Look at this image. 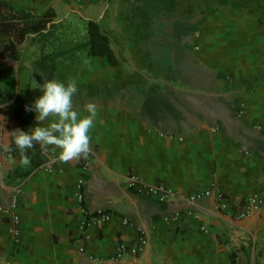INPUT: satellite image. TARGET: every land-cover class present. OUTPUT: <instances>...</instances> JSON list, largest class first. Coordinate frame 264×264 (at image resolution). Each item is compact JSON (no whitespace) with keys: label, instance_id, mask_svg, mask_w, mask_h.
Listing matches in <instances>:
<instances>
[{"label":"crops","instance_id":"obj_1","mask_svg":"<svg viewBox=\"0 0 264 264\" xmlns=\"http://www.w3.org/2000/svg\"><path fill=\"white\" fill-rule=\"evenodd\" d=\"M0 1L34 15L53 10L58 20H95L120 61L113 67L104 58H83L57 67L54 78L77 79L74 104L82 114L87 103L98 105L92 151L63 161L57 146L38 144L28 165L0 175V264H94L116 256L120 243L136 244L135 227L146 230L148 243L136 258L125 254L126 264H264V209L237 218L250 196L264 192V0L218 9L209 1L184 11L176 0ZM182 12L204 15L165 20ZM146 13H157L156 20ZM131 16L137 20H126ZM178 29L189 43L187 56L195 50L211 70L188 72L186 88L176 85L178 72H170L176 59L167 54ZM186 30L191 37L181 35ZM24 49L21 62V54L3 60L0 70L18 62L31 72L38 46ZM17 95L23 96L3 103ZM35 123L33 117L30 127ZM80 177L82 203L74 194ZM130 178L178 196L216 184L226 207L218 212L211 200L178 197L163 203L129 189ZM14 196L16 240L5 212ZM99 210L111 219H89Z\"/></svg>","mask_w":264,"mask_h":264},{"label":"trees","instance_id":"obj_2","mask_svg":"<svg viewBox=\"0 0 264 264\" xmlns=\"http://www.w3.org/2000/svg\"><path fill=\"white\" fill-rule=\"evenodd\" d=\"M27 45H36L39 50L29 75L32 83L34 79L43 82L54 78L60 64L76 65L79 54L104 58L113 67L120 64L108 36L95 20H58L53 10L34 15L0 1V61L15 58ZM38 95L39 89H35L31 99L17 95L8 104L0 101V175L22 162V153L14 143L15 130L30 128L34 113L26 106ZM39 151L37 144L28 150L29 157Z\"/></svg>","mask_w":264,"mask_h":264},{"label":"clouds","instance_id":"obj_3","mask_svg":"<svg viewBox=\"0 0 264 264\" xmlns=\"http://www.w3.org/2000/svg\"><path fill=\"white\" fill-rule=\"evenodd\" d=\"M34 83L39 95L26 106V110L35 114L36 123L27 131L15 130L14 143L22 153V164L30 163L28 150L37 144L41 148L57 146L59 158L63 161L87 158L92 151L90 130L94 127L98 105L87 103L83 106V114L75 106L74 96L79 91L75 77L45 79L43 82L34 79ZM49 117L54 120L46 124Z\"/></svg>","mask_w":264,"mask_h":264},{"label":"built area","instance_id":"obj_4","mask_svg":"<svg viewBox=\"0 0 264 264\" xmlns=\"http://www.w3.org/2000/svg\"><path fill=\"white\" fill-rule=\"evenodd\" d=\"M88 169V163L82 167L83 174ZM85 180L83 177L78 178L74 190V194L78 202L82 203L84 201V194H83V188H84ZM127 187L129 189H133L138 194H147L154 196L158 199V201L166 203L169 201V199H172L174 197H178L179 200L184 202H189L191 204L201 203L203 200H211L214 202L215 207L217 208L218 212L225 209V203H224V195L220 192L218 189V186L216 184L202 190L198 191L192 194H189L187 196H178L175 194L172 190L167 188L166 186L162 184H156V185H146L142 186L140 184V181L136 178H130L127 182ZM16 197L14 196L10 205V208L5 210L7 214H10L11 220H12V226L10 228V235L16 240L18 235L20 234V216L15 213L16 209ZM264 209V192L256 193L250 196L247 199L246 205L244 210L239 214L237 218H245L249 217L252 213L255 211H259ZM92 220L96 221H109L111 219V214L106 211L99 210L97 212H94L90 215V218ZM123 224L125 225H132L128 220L123 219ZM133 226V225H132ZM134 227V226H133ZM135 230L138 233V239L136 244H133L131 246H126L122 243H120L117 247V253L116 256L112 258H108L104 261L95 262L94 264H126L123 261L125 254H130L133 257H138L145 249L147 243H148V236L145 229L140 227H135ZM80 251H83L82 248H80Z\"/></svg>","mask_w":264,"mask_h":264},{"label":"rangeland","instance_id":"obj_5","mask_svg":"<svg viewBox=\"0 0 264 264\" xmlns=\"http://www.w3.org/2000/svg\"><path fill=\"white\" fill-rule=\"evenodd\" d=\"M178 1H180L179 4H181L182 11L190 8L191 7L190 5H193V4L199 5L200 3L204 4L205 2H209V1H212V6L214 9H218L221 6V4L226 3V2L229 3L231 1V4H237L238 2V0H176V2ZM140 14L141 13L139 12V15ZM156 14L157 13H146V15L149 16V18H146V19L155 21ZM131 15H134V13H131ZM186 15L187 17L190 15L196 16V19L199 20L201 16H203L204 14L192 13V12L191 13L182 12L178 14H174V13L168 14L167 13L165 14V20L170 21L173 19V16L174 17L175 16L184 17ZM213 15L216 16V13ZM71 20H73V22H77L78 19L72 18ZM126 20L133 22V20L136 21L137 19L135 18L133 19V16H131V18H128ZM115 24H116V20H115ZM114 31L116 35H119L121 31L117 24H116V28ZM132 31L134 30L132 29ZM187 32H188L187 30L185 34L184 32H181V35L184 37L186 36L191 37V34H187ZM189 33H192L191 28H189ZM187 46H189V43L187 42V40L180 37L179 29H178L175 32L174 39L172 40V42L170 41V45H168L167 47L168 57L170 58L173 57L176 59V62L172 63V68L170 69V72H178L179 79L176 82V85L182 88H186V86H189L192 83V82L190 83L189 81H187L186 78L184 77L188 74V72H210L211 71L210 69L207 68L205 64L200 62V59L198 58L199 57L198 53L195 50L193 49L190 50L191 53L190 55L187 56L185 52V50L187 49ZM162 47L164 46L162 45ZM24 48L22 52L20 53L21 54V57L19 58L20 62L22 61V58H23L22 54L25 52ZM27 56L31 57L32 55H27ZM84 57L85 56H82V54L81 55L79 54L76 60H78L79 62ZM1 61H0V65L2 64ZM19 64L17 62V66H8V64L6 63L5 65H3V67H1V70H0V98H1L0 101L1 102H3L4 100L7 101L11 96H13L16 93L21 94L22 92V95L24 97H29V96L31 97L34 94L35 85L34 83L29 81V75L32 72V68H31V72H27V70L22 68L21 64L20 65ZM161 84L166 85V84H169V82L162 81Z\"/></svg>","mask_w":264,"mask_h":264}]
</instances>
